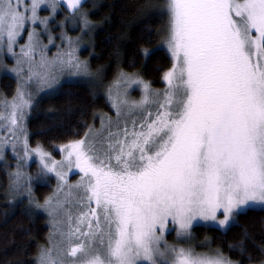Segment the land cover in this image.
<instances>
[{
  "label": "snow or ice",
  "instance_id": "snow-or-ice-1",
  "mask_svg": "<svg viewBox=\"0 0 264 264\" xmlns=\"http://www.w3.org/2000/svg\"><path fill=\"white\" fill-rule=\"evenodd\" d=\"M61 5L82 29L91 26L83 0H0V52L14 58L4 67L17 77L16 94L0 112L10 131H23L33 85L54 90L57 73L91 75L71 37L61 36L66 53L46 55L41 37L53 42ZM42 8L51 15L41 17ZM163 14L172 61L163 90L119 72L107 88L115 116L100 113L99 127L88 124L82 136L60 145L59 161L39 144L29 149L25 139L24 157L34 153L39 163L37 179L57 180L43 203L33 195L31 176L25 186L17 152L7 194L26 197L55 226L35 264H242L219 249L170 246L164 235L169 223L178 237L190 236L200 222L223 230L244 210L264 208V0H166ZM133 86L139 100L131 98ZM10 142L0 141V154ZM73 169L81 175L69 183Z\"/></svg>",
  "mask_w": 264,
  "mask_h": 264
},
{
  "label": "trees",
  "instance_id": "trees-1",
  "mask_svg": "<svg viewBox=\"0 0 264 264\" xmlns=\"http://www.w3.org/2000/svg\"><path fill=\"white\" fill-rule=\"evenodd\" d=\"M165 4L166 0H86L83 3L81 10L88 13L91 26L86 28L82 52L91 75L83 80L64 81L54 92L37 99L27 123L31 146L39 144L58 158L60 145L82 136L88 124L99 127L100 113L114 117L105 90L121 71L138 75L152 89H164L162 75L172 63L163 43L168 22L167 15L163 14ZM61 10L71 15L65 5H61ZM144 49L150 54L145 55ZM16 89L17 80L2 72L0 57V98L12 97ZM8 167L10 163H0V264H35L39 249L48 244L49 219L31 208L26 199L14 201L7 194ZM54 183L49 179L35 184L36 199L43 203L52 193ZM192 233L199 250L219 249L242 264H260L264 260L262 208L244 210L225 230L195 225ZM249 256L252 260L247 259Z\"/></svg>",
  "mask_w": 264,
  "mask_h": 264
},
{
  "label": "rangeland",
  "instance_id": "rangeland-1",
  "mask_svg": "<svg viewBox=\"0 0 264 264\" xmlns=\"http://www.w3.org/2000/svg\"><path fill=\"white\" fill-rule=\"evenodd\" d=\"M66 11L68 13H71L69 11V9L66 10ZM81 11H83V10H81ZM39 15L41 17H46V16H50L51 14H50V12L48 11L47 8H42L40 10V12H39ZM61 22H65L63 24V27H60ZM33 27H35L38 31L40 30V26L39 25H34ZM52 27L54 29V31L52 33V35L54 37L52 43H49L46 34L41 37V39L43 41V44L47 46V48L45 49L47 57L51 59L55 54H58L60 52H65L66 53L69 50L66 40H62L61 39V36L63 35L65 37H71L72 38V40L75 42L74 45H73V47L75 48V56L78 57L80 61L86 62L87 65H88L87 60L85 58H83V52H82L83 47H85V45L83 44V40L85 38V35L87 34L86 33L87 30H86V28L82 29V26L80 25V23L76 19L73 18L72 13H71V15L70 14H63L62 10H61V7H60L59 11H57L54 14V22L52 24ZM27 38H28L27 31H24L22 33V35L17 38V42L14 45V51L17 54L20 53V46L25 44V42L27 41ZM0 57H1V62H2V72L13 76L17 80L16 74L6 71L5 67H4L6 65L8 68H11L15 64L14 58L11 55L7 54L6 52H0ZM38 60H39V56H37V61ZM88 71L90 72L89 66H88ZM26 72H27V69L25 68V74H26ZM57 76H58V79L60 81V84L63 83L64 81L83 80L84 78L89 77V75H87V76L80 75V76L69 77L67 72L57 73ZM58 86L55 87L54 90L41 89V90L37 91L35 85H33L29 89L34 94L33 95V104H32V106L30 108H28L26 110V116H25L24 123H23V131H21L20 128H17V127H14V126H9V127L12 128V130L10 131L9 128L4 127L2 124H0V141H4L7 138L9 141L15 142L16 146H17L16 152L13 151L11 142L8 143L6 146H4L2 154H0V163H2V162H4L5 164L6 163L7 164L10 163V167H8V170H9L10 173H14L17 170V164H18L17 152H18L19 153V157L24 162V167L22 169L23 173L25 174V176H24V184H25V186H27L29 184L28 177L31 176L32 179H31L30 183H31V186H32L34 197H35V191H34L35 184L40 183V182H45L46 180H49V179H53L54 182H55L54 183L55 186H54V188L52 190V193L50 194V195H52L53 192H54V189L57 186V180H56V177H55L54 174H50V178L46 179V180L37 179V172H38V168H39V163H38V160H37L35 154L34 153H30V155L28 157H24V141H25V139L27 140L29 149H32V148L36 147V146H31L30 143H29V138H28V135H27L28 118L30 116V113H31L32 109L34 108L35 104L38 101L37 99L41 95L49 94V93L54 92L58 88ZM105 91L107 93V89ZM15 94H16V92H15ZM130 95H131L132 99L139 100L140 97H141L140 89L138 87L133 86L130 89ZM13 96L12 97H8V98L2 96L0 98V112L4 111V108H3L4 101L5 100L11 101ZM152 110L154 111V109H152ZM113 114L115 116V110H114ZM99 126H100V120H99ZM13 132H15V135H13ZM17 137H18V139H17ZM44 150L50 154L52 159L57 160V161H59L61 159L60 147H59L60 156L58 158L53 156L46 149H44ZM80 175L81 174L79 173V171L77 169H73L72 172H70L69 176H68L69 183H73V182L77 181L79 179ZM61 195H62V193H61ZM11 197L13 198L14 201H18V200H21V199H26L27 200L26 197L13 196V195H11ZM28 204H29V202H28ZM29 206L35 210L34 206H31L30 204H29ZM255 208H260V207H255ZM262 209H264V208H262ZM36 210L39 211V212H42L45 215H47V213L44 212L41 209H36ZM48 219H49V223H50V229L52 231H54L55 226L51 222V218L49 216H48ZM195 225H210V226L217 227L216 225H213L211 223L205 224L204 222H200L198 224L194 223L193 227ZM193 227L191 228L190 236H188V237H178L177 234H176L175 226L172 225L171 223H169L167 225V231L165 232V235H164V240L170 246L171 245H175L177 247H191L195 252H198V253L214 251L213 249H208V248L207 249H202V250L198 249V246H197L198 243L196 242V239H194L193 233H192ZM223 230H225V229H223ZM47 246H48V244H47Z\"/></svg>",
  "mask_w": 264,
  "mask_h": 264
}]
</instances>
